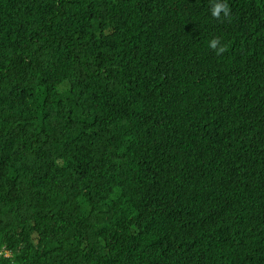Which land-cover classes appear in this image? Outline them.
<instances>
[{"label": "trees", "instance_id": "obj_1", "mask_svg": "<svg viewBox=\"0 0 264 264\" xmlns=\"http://www.w3.org/2000/svg\"><path fill=\"white\" fill-rule=\"evenodd\" d=\"M216 2L0 0V264H264V0Z\"/></svg>", "mask_w": 264, "mask_h": 264}, {"label": "clouds", "instance_id": "obj_2", "mask_svg": "<svg viewBox=\"0 0 264 264\" xmlns=\"http://www.w3.org/2000/svg\"><path fill=\"white\" fill-rule=\"evenodd\" d=\"M223 12V14L225 16H227L228 14V8L226 6V4H224L223 2H216L213 4L212 6V9H211V16L212 17H218L220 15V13ZM217 43H218V40L217 39H212L208 42V48L209 49H215L217 53L223 51V48H217ZM69 87V85L67 86L66 83L64 84H60V83H57L55 85V89L57 92H61V91H64L66 90L67 88ZM207 187V186H206ZM208 188V187H207ZM204 194L210 198V196L206 193V190H204ZM212 200V199H210Z\"/></svg>", "mask_w": 264, "mask_h": 264}]
</instances>
